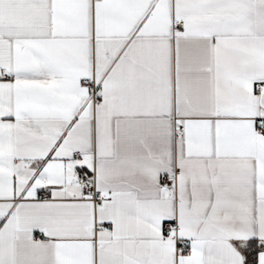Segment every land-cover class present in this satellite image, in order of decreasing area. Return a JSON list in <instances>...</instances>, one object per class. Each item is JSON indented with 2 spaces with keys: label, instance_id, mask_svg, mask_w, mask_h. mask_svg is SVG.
Wrapping results in <instances>:
<instances>
[{
  "label": "snow or ice",
  "instance_id": "6c2138e0",
  "mask_svg": "<svg viewBox=\"0 0 264 264\" xmlns=\"http://www.w3.org/2000/svg\"><path fill=\"white\" fill-rule=\"evenodd\" d=\"M0 264H264V0H0Z\"/></svg>",
  "mask_w": 264,
  "mask_h": 264
}]
</instances>
